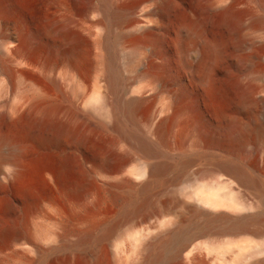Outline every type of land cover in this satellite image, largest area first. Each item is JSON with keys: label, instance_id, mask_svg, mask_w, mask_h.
<instances>
[{"label": "bare ground", "instance_id": "bare-ground-1", "mask_svg": "<svg viewBox=\"0 0 264 264\" xmlns=\"http://www.w3.org/2000/svg\"><path fill=\"white\" fill-rule=\"evenodd\" d=\"M244 5L264 24V0H0V184L59 189L3 215L0 264H264V51L236 114L196 98L227 100L202 16L237 34Z\"/></svg>", "mask_w": 264, "mask_h": 264}, {"label": "rangeland", "instance_id": "rangeland-1", "mask_svg": "<svg viewBox=\"0 0 264 264\" xmlns=\"http://www.w3.org/2000/svg\"><path fill=\"white\" fill-rule=\"evenodd\" d=\"M250 8L247 7V5L241 7V10L239 11V16L243 19V21L246 22L241 24V28L237 34H235L234 32V23L230 21L226 23H222V21H220L218 13L211 12L209 14L202 16V20L204 22V26L207 29L208 35L221 38L224 42L226 49V58L224 59V61L220 63L219 67L217 68L216 75H217V83H218L217 86L221 88V91H223V93H225L227 100L222 93H221V97L220 95H218L217 96L218 98L216 97L214 99L207 98L203 93L196 94V98L201 106V109L204 111L205 114H207L210 117L213 116L214 109L220 105H222V107L225 108V113L228 116L231 117L234 114H236L239 108V104L242 100V90L235 80V75L233 72L234 64L239 62L242 58L245 59L246 57L252 54L254 55L257 52L264 51V24L259 25L257 23H252L251 20L249 21L250 15L248 10ZM242 66L244 69L243 72L244 77H243L242 85L247 84L248 86H252L254 88H259L262 85H264L263 59H255L251 63L245 62L243 60ZM162 100L163 99L159 91V104L162 102ZM35 171H37L36 172L37 174H35ZM75 171L76 170H71L70 172H74L79 176L77 171L76 172ZM24 173H25L24 183L19 184V182L17 181L8 182L6 180L4 181V179L3 181H1L0 184V220L1 221H2V217H4L3 215H5V213L8 211L12 213H15L16 211V213L19 214L27 213L29 208H31V206L36 202V199L38 200L40 198L39 195H44L49 193L55 196L59 195L58 192L59 189H57L55 185L53 184L51 185V183L48 184L46 179L41 175L39 169H34V168L31 169V167H28L27 169H25ZM74 173L71 174V177H74L72 176L74 175ZM39 174L40 176L38 178ZM39 183L42 184L43 187ZM194 189L195 187L193 185L185 186L179 191V193L180 195H185V193H190L194 191ZM22 191L23 192L25 191V193H23ZM54 191L56 193H54ZM24 196L26 197L23 198ZM166 216H167L166 214H162L159 216V219L166 218ZM152 220L154 219H151V221ZM206 251H207L206 249H203L204 253ZM221 263H222L221 260H217L215 262L212 261L209 262V264H221ZM200 264H206V263L201 261Z\"/></svg>", "mask_w": 264, "mask_h": 264}]
</instances>
